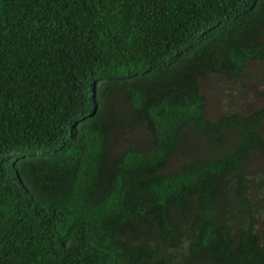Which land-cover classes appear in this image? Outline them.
Segmentation results:
<instances>
[{"label": "trees", "instance_id": "1", "mask_svg": "<svg viewBox=\"0 0 264 264\" xmlns=\"http://www.w3.org/2000/svg\"><path fill=\"white\" fill-rule=\"evenodd\" d=\"M248 93L264 0H0V264H264Z\"/></svg>", "mask_w": 264, "mask_h": 264}, {"label": "rangeland", "instance_id": "2", "mask_svg": "<svg viewBox=\"0 0 264 264\" xmlns=\"http://www.w3.org/2000/svg\"><path fill=\"white\" fill-rule=\"evenodd\" d=\"M226 85H222V83H211L209 80H206L205 83V90L207 91L206 97H207V113L210 117H213L214 112L223 111V110H229L230 106H226L224 104V100L222 98L217 99L218 96H222L223 94L230 93V89L227 90V88H224ZM211 90V91H209ZM252 95L248 93L246 96L240 95L241 102L237 103V107L241 110H245L248 107L247 106H253L255 104L262 105L264 102L260 100L257 97H254L251 99ZM264 133V125L261 128Z\"/></svg>", "mask_w": 264, "mask_h": 264}]
</instances>
